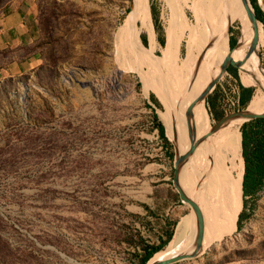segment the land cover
<instances>
[{
    "label": "rangeland",
    "instance_id": "1",
    "mask_svg": "<svg viewBox=\"0 0 264 264\" xmlns=\"http://www.w3.org/2000/svg\"><path fill=\"white\" fill-rule=\"evenodd\" d=\"M145 1L156 14L162 44L149 10L146 29L137 19L130 23V39L125 23L134 0H33L37 29L32 38L0 54L4 61L24 53L28 57V67L20 73L13 68L0 72L6 75L0 77V264H136L141 251L137 233L156 243L170 227L165 218L177 220L170 250L181 234L191 209L172 181L177 150L166 126L168 141L158 136L152 117L155 112L163 123L165 67L158 59L172 43L164 30L171 9L166 0ZM178 1L193 23L190 4L196 0ZM256 2L264 15V0ZM225 9L222 4V31L212 32L205 23L206 36L212 33L214 45L228 26L227 37L245 41L244 53L256 75V69L264 70L263 32L236 8ZM148 31L154 33L152 39ZM256 31L260 42L252 48ZM187 52L184 30L168 58L172 71L184 77L194 63ZM236 73L234 77L223 66L214 73L216 80L203 96L210 125L218 118L208 112L205 98L214 88L220 117L248 106L235 101L241 82L237 68ZM209 86L204 83L199 95ZM176 118L179 133L187 136L180 124L190 130V121ZM183 177L179 175L180 185ZM241 206L240 187L239 210ZM245 210L248 215L239 227L234 221L233 230L196 255L166 264H264V183L246 198Z\"/></svg>",
    "mask_w": 264,
    "mask_h": 264
},
{
    "label": "bare ground",
    "instance_id": "2",
    "mask_svg": "<svg viewBox=\"0 0 264 264\" xmlns=\"http://www.w3.org/2000/svg\"><path fill=\"white\" fill-rule=\"evenodd\" d=\"M144 1L145 0H134L132 13L125 23L126 30H128L132 42L134 31L130 23L133 22V19H137L140 27L146 29V10L148 11L149 9L147 2L145 1V4ZM166 1L171 9V16H169V22L164 30L166 34L170 33L169 40L172 43L169 44V52L161 53L158 59L159 64L165 67V71L163 70L165 72L163 81H165L164 83L166 84H164V86H166V93H164L166 105L164 111H160V116L161 121L166 126L168 136L174 142L177 150L176 155H184V153L189 151V155L185 157L180 165L179 170H182V172H178L177 179L180 174L184 175L181 185L179 179L178 183L185 191L192 194L198 205L202 219V236L200 243L201 249H204L206 246L233 230L235 214L237 215V211L239 210L238 202L240 199V179L242 173V158L240 155L238 129L242 120L241 117H229L216 130L196 142V138L201 137L204 133L208 132L210 128L209 119L207 122L205 120L206 115L204 110L205 104L202 98L203 93L199 95V91L204 83L211 84L214 73L223 66L222 60L226 58L229 47L227 43L228 26H226L223 33L221 32L218 41L212 45V33L206 36L205 23H207L212 32L216 33L222 31V22H224V18L221 9L223 4L226 8L225 10L231 7L236 8L252 25V28H261V26L258 21L256 23L250 21L248 9L243 0L241 1L247 11L240 7L239 0H196L190 4L195 12V21L193 23L187 22L182 10V4L178 0ZM174 2L179 5L176 3L173 4ZM174 5L180 10L179 12L174 9ZM176 20L177 22H175ZM184 30L186 31L187 37V54H192V56H190V61H192V63L194 62L188 69L187 77L174 73V71H172L173 68L169 66L170 60L168 61V58L171 59L174 56L180 34ZM153 34V32L148 31L149 38L152 39ZM252 34L253 29L249 31L246 39L248 40ZM224 38L226 41V48L220 60V42ZM259 38V33L253 37L255 42L254 47L257 42H260ZM240 42L239 46L233 48L229 47V59L238 61L237 69L242 70L252 79L253 84L257 85L255 100L253 104L250 105V107L253 108L251 109L247 106V111L252 113L262 112L264 110H254V108L264 99V70L259 68L256 69L255 75L245 66L242 60L237 57L236 53L245 41ZM210 43L212 47H209L210 50H208V45ZM195 50L198 52L196 56L193 55ZM208 57L209 60H207L206 63L204 60ZM196 60L199 62L197 63ZM154 86L158 87L159 84ZM159 87H163V84ZM252 98L253 95H251L248 105L252 101ZM176 117L179 118V122L184 119L190 121V130L186 128L185 125L180 124V128L186 130L187 136L185 135L183 137L182 134L179 133V129L176 128ZM224 126L226 128L222 129ZM192 134L194 137L191 142L188 143V138ZM190 182L192 183V191H190ZM194 184L195 186H193ZM182 222L184 227L181 234L175 236L172 249L160 250L154 253L148 260L149 263L169 257L181 250L189 251L192 249L193 228L195 224L193 212L191 211V214L183 219ZM173 236L174 233L169 242L172 240Z\"/></svg>",
    "mask_w": 264,
    "mask_h": 264
},
{
    "label": "trees",
    "instance_id": "3",
    "mask_svg": "<svg viewBox=\"0 0 264 264\" xmlns=\"http://www.w3.org/2000/svg\"><path fill=\"white\" fill-rule=\"evenodd\" d=\"M254 13L257 17V19L262 24V31L264 33V15L263 12L256 2V0H249ZM149 11L152 19V26L157 31V41L162 44L163 38L158 32V26L156 23V14L154 12V9L149 4ZM141 40L144 42V35H141ZM235 37L232 34H229L227 37V43L229 47H232V45L235 43ZM226 48V41L225 38L222 40L220 51H219V59L221 60V57L225 51ZM237 57L242 60V62L245 64V66L250 69V71L254 73L253 68L249 64L245 53L243 49V45L240 47V49L236 53ZM225 57V56H224ZM229 58L228 54L224 60H222V65L226 62V60ZM221 63V62H220ZM226 70L231 73L234 77H237L236 68L228 64L226 67ZM239 77L242 83L244 84H250V85H244L240 81H237V89H238V98L237 103L239 106H245L248 104L250 96L253 95L252 101L249 103L248 107L254 102L256 92H257V85L253 84L252 79L247 76L242 70H238ZM217 93V87L214 88L212 93L207 94L205 98V102L207 104V109L210 115L214 118H219L222 114L221 111H216L214 108V99ZM151 100L155 105L159 106L158 100L154 97L152 93L149 94ZM210 107L212 109H210ZM254 110H264V99L254 108ZM152 117L155 120L154 127L156 128L158 136L163 140V142L168 141L167 137L164 133V126L163 124L157 119V115L155 112L152 113ZM239 129V142H240V155L242 158V173H241V209L237 212L235 224L236 227L240 226L241 220L245 218L248 213L245 210L246 206V198L255 196L256 192L259 190V188L264 183V115L255 116L252 118L245 119L241 121V123L238 126ZM143 207L150 211V207L146 203H142ZM165 222L168 224L166 227L162 230L163 237H158V242L152 243V242H146L141 237L140 234L137 233L138 237V245L140 248V252L137 253L138 259L136 264H144V262L151 256H153L154 253L160 251L161 249H166V245L169 242L168 239L171 236L172 233V226L175 224V220H169V218H165ZM168 241V242H167ZM167 242V243H166ZM171 242V241H170ZM170 248V243L169 247ZM166 249V250H167ZM150 257V258H151ZM149 258V259H150Z\"/></svg>",
    "mask_w": 264,
    "mask_h": 264
},
{
    "label": "crops",
    "instance_id": "4",
    "mask_svg": "<svg viewBox=\"0 0 264 264\" xmlns=\"http://www.w3.org/2000/svg\"><path fill=\"white\" fill-rule=\"evenodd\" d=\"M33 0H0V54L8 48L25 46L36 31V19L31 4ZM39 62L38 57L34 60ZM28 67L27 54H19L8 58L7 61L0 60V72L14 69L19 73ZM11 75V73H7ZM6 75H1L3 78ZM164 125V123H163ZM165 127V125H164Z\"/></svg>",
    "mask_w": 264,
    "mask_h": 264
},
{
    "label": "water",
    "instance_id": "5",
    "mask_svg": "<svg viewBox=\"0 0 264 264\" xmlns=\"http://www.w3.org/2000/svg\"><path fill=\"white\" fill-rule=\"evenodd\" d=\"M243 2L246 4L247 6V9H248V14H249V19L250 21L252 22H257L259 21L254 13V10H253V7L250 3L249 0H243ZM261 30H262V27H261ZM263 32V31H262ZM264 35V33H263ZM240 41L237 39L235 41V43L232 45L231 48L235 47V46H239L240 45ZM254 39L252 38L251 40V47L254 48ZM228 64H231L233 65L234 67L237 68V65H238V61L236 60H233V59H227L226 62L224 63L223 65V69L225 71L226 67ZM216 80V79H215ZM213 80L210 84V86L208 88H206L202 94V98L203 96L205 95V93L211 88V86L213 85L214 81ZM242 83V82H241ZM244 84V83H242ZM245 85V84H244ZM251 97V96H250ZM250 99V98H249ZM249 101V100H248ZM259 115H264V111L262 112H249L247 111V108L246 106L243 108V109H240V110H234L228 114H225L221 117H219L213 124L210 125V128L208 130V132L204 133L201 137L199 138H196V142L198 140H201L203 138H205L208 134H210L211 132H213L214 130H216L220 125H222L229 117H233V116H238V117H241L242 120H245V119H248V118H252V117H255V116H259ZM241 123V122H240ZM163 124V123H162ZM164 126V125H163ZM164 132H165V127H164ZM166 133V132H165ZM239 138H240V135H239ZM195 142V143H196ZM240 144V142H239ZM187 155H189V151H187L186 153H184V155H175V158H174V172H173V177H172V181H173V184L178 192V195L180 197V199L186 203L189 204L190 206V209L191 211L193 212V215H194V221H195V224H194V228H193V238H192V249L189 250V251H178L176 253H174L173 255L169 256V257H165L163 259H158V260H155L153 262H148L149 257L145 262L144 264H166L168 262H171V261H174V260H177V259H180V258H185V257H191V256H194L196 255L200 250H201V243H200V240H201V236H202V219H201V214H200V211H199V208H198V205L196 204L195 202V199L193 198L192 194L185 191L178 183V179H177V175H178V172H179V168H180V165L182 163V161L185 159V157H187ZM240 187H241V179H240ZM238 212V211H237ZM177 222V220H176ZM176 222L174 224V227H173V230H172V233H171V236L170 238L168 239V241L171 239L173 233H174V229H175V226H176ZM188 232H189V229H188ZM167 241V242H168ZM166 242V243H167Z\"/></svg>",
    "mask_w": 264,
    "mask_h": 264
},
{
    "label": "built area",
    "instance_id": "6",
    "mask_svg": "<svg viewBox=\"0 0 264 264\" xmlns=\"http://www.w3.org/2000/svg\"><path fill=\"white\" fill-rule=\"evenodd\" d=\"M237 98H238V89H236V94H235V101L237 102Z\"/></svg>",
    "mask_w": 264,
    "mask_h": 264
}]
</instances>
